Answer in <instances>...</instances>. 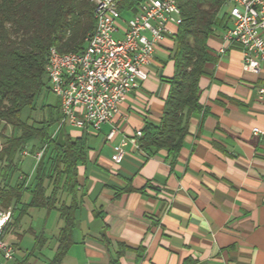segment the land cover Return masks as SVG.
I'll use <instances>...</instances> for the list:
<instances>
[{
	"label": "crops",
	"instance_id": "1",
	"mask_svg": "<svg viewBox=\"0 0 264 264\" xmlns=\"http://www.w3.org/2000/svg\"><path fill=\"white\" fill-rule=\"evenodd\" d=\"M221 33L207 40L212 59L198 82L202 109L188 118L173 159L165 150L147 156L132 141L145 121L161 119L166 79L174 73L171 35L155 48L147 79L109 122L97 132L66 127L74 138L85 136L87 158L77 165L75 192L60 196L76 204L73 242L61 264H264V132H252L264 130V106L256 100L264 71L244 70L237 46L220 53ZM116 148L123 155L118 163L111 159ZM27 176L32 189L34 174ZM25 195L24 202L30 200L26 189L16 213ZM30 209L22 214L35 216L29 230L44 236L35 247L40 252L51 239L46 222L52 209ZM58 218L57 232L63 225ZM15 229L10 236L18 246Z\"/></svg>",
	"mask_w": 264,
	"mask_h": 264
},
{
	"label": "trees",
	"instance_id": "2",
	"mask_svg": "<svg viewBox=\"0 0 264 264\" xmlns=\"http://www.w3.org/2000/svg\"><path fill=\"white\" fill-rule=\"evenodd\" d=\"M140 0H122L121 10ZM225 0H178L182 22L171 37L174 61L173 76L166 79L169 90L164 99L159 122L145 121L138 142L147 156L165 150L172 159L178 154L187 133L188 118L202 109L199 103V78L205 73V63L212 59L208 38L218 26H227L222 12ZM93 0H0V122L17 130L9 136L8 145L0 149V159L6 160V171L0 174L3 185L0 205L9 208L19 202L26 189L31 198L21 206L22 214L30 207L56 209L63 225L57 235V247L48 264H61L73 242L76 204H66L61 194L74 193L77 165L86 160L87 146L83 137H72L66 127L52 136V127L61 117L60 102L48 105L47 117L38 125L21 118L24 108L32 109L36 97L47 87L46 57L49 49L60 53L80 50L94 30ZM164 79V78H162ZM33 140L43 144L36 162L33 180L25 186L27 175L14 186L7 182L10 163ZM32 145L30 152L34 153ZM16 206V205H15ZM13 218L16 211L13 210ZM10 221L6 229L17 223ZM12 223V224H11ZM5 229V231H6ZM35 247L45 242L42 234L35 235ZM126 246H121L122 251ZM28 256L15 259L13 264H29Z\"/></svg>",
	"mask_w": 264,
	"mask_h": 264
},
{
	"label": "built area",
	"instance_id": "3",
	"mask_svg": "<svg viewBox=\"0 0 264 264\" xmlns=\"http://www.w3.org/2000/svg\"><path fill=\"white\" fill-rule=\"evenodd\" d=\"M121 1L106 0L94 10L95 30L72 56H55L51 48L48 51V90L59 100L61 110L55 133L67 126L98 131L109 122L120 104L147 79L146 68L155 48L182 22L178 0H140L122 10ZM224 4L228 5V23L218 51L237 46L244 70L264 71V0H225ZM256 100L264 106V84L257 87ZM252 132L264 130L253 127ZM114 134L112 129L107 138ZM141 135L137 130L132 139L139 150ZM40 155L38 152L37 159ZM122 157L121 148L111 155L115 163ZM9 221L10 212L0 209V264L14 254L13 244L5 238Z\"/></svg>",
	"mask_w": 264,
	"mask_h": 264
},
{
	"label": "rangeland",
	"instance_id": "4",
	"mask_svg": "<svg viewBox=\"0 0 264 264\" xmlns=\"http://www.w3.org/2000/svg\"><path fill=\"white\" fill-rule=\"evenodd\" d=\"M227 7L228 5L224 4L223 10L221 11L226 13ZM124 16L128 17L127 14H124ZM226 18H227V14H226ZM227 23H228V20H227ZM216 30L223 31L224 27L218 26ZM164 53L166 52L164 51ZM162 55H166V54H162ZM57 100H58L57 97L48 90V84H47V87L45 86V88H43L41 93L36 97L34 107L32 109H30L29 107H26L22 110L21 118L23 120L28 121L29 123L33 122L34 124L38 125V121L42 120L43 117H47L48 105H56ZM55 130H56V125H54L51 129L53 133L52 136H54ZM18 133L19 132L17 130H13V128L10 125L4 126V123L0 122V149L8 145L9 136L18 135ZM32 145L35 146V151L34 153L31 154L30 149ZM41 149H43V144L38 140H33L25 148V151H27V153L26 152L24 153L23 152L24 150L22 151L24 154L18 152L17 156H15L14 158V161L10 163L11 164L10 168L7 171L8 172L7 182L10 183V185L14 186L16 181H19L21 179L20 176L18 177L20 173L21 174L25 173L26 175H30L32 177V175L34 174V172H32L34 165L36 164V161L38 160L37 153L38 152L42 153ZM4 159L5 158L0 159V174L6 171L5 164L7 161ZM0 180H2L1 176H0ZM2 185H3V182L0 181V190H2L1 189ZM25 197L26 195L21 200L22 202L25 201ZM15 205L17 206L18 204L16 203ZM15 205L11 204V206L7 209L3 208L0 205V209L10 212V221L12 223L14 219H17L16 220L17 223L14 224L16 226L14 235L16 236L17 241H18L17 242L18 246H17L15 239H14L15 237L13 236L14 237L13 238L10 236V233L14 230V228L11 229V225H10L9 229H6L5 231L6 232L5 238L13 244L14 254H13L12 259L7 260V261H2L1 264H13L15 259H21L23 258V256H28L29 264H48V255H49L48 251H49L50 245L52 244L51 243L49 245V243L52 242L53 240L52 235H56L58 233L57 229H58V224H59L58 223L59 218H58L57 211L52 209L50 213L48 214V217H47L48 220L46 222V226L49 229L47 232H48L49 237H51V239L50 238L48 239L49 243H46L42 251L39 252L38 250L35 249L34 236L29 230L31 221L33 217L35 216H33L30 212L23 213V214H20L18 212L16 213V218H13V210L15 211L17 210ZM10 221L8 222L7 225H9Z\"/></svg>",
	"mask_w": 264,
	"mask_h": 264
},
{
	"label": "bare ground",
	"instance_id": "5",
	"mask_svg": "<svg viewBox=\"0 0 264 264\" xmlns=\"http://www.w3.org/2000/svg\"><path fill=\"white\" fill-rule=\"evenodd\" d=\"M94 1V10L97 8V7H101L105 4L106 0H93ZM94 30H95V27H94ZM93 30V31H94ZM93 31L91 33H93ZM88 40V36L87 38L85 39V42ZM51 51L53 52V55L55 56H60V57H70L72 56L74 53V51H70V52H65V53H60L58 52L56 49L52 48ZM45 68H46V73L47 71H50V64H49V61H48V57H46V65H45Z\"/></svg>",
	"mask_w": 264,
	"mask_h": 264
}]
</instances>
